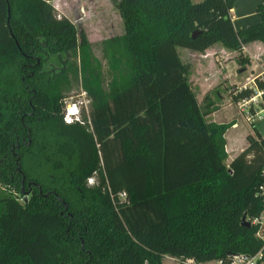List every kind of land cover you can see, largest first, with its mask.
I'll use <instances>...</instances> for the list:
<instances>
[{"label":"trees","instance_id":"1","mask_svg":"<svg viewBox=\"0 0 264 264\" xmlns=\"http://www.w3.org/2000/svg\"><path fill=\"white\" fill-rule=\"evenodd\" d=\"M53 1L0 0V264H165L167 256L184 264L258 253L264 135L254 125L229 159L230 126L205 122L218 106L210 94L203 105L191 100L178 48L204 53L220 43L246 71L243 47L264 43V2L262 21L237 31L236 0H119L124 33L104 42V88L87 35ZM63 53L79 57L96 133L84 110L82 120L64 121L73 65L46 68ZM257 90L263 107L261 76L230 96L240 103ZM130 118L133 136L124 135ZM113 142L122 161L107 171Z\"/></svg>","mask_w":264,"mask_h":264},{"label":"rangeland","instance_id":"2","mask_svg":"<svg viewBox=\"0 0 264 264\" xmlns=\"http://www.w3.org/2000/svg\"><path fill=\"white\" fill-rule=\"evenodd\" d=\"M118 1L119 0H54L52 3L56 8L59 17H67L74 24L77 31H83L87 35L91 43L92 53L102 65L104 88H107V84L111 79L105 55L104 42L112 37L119 36L124 33L123 21L117 9ZM192 1L196 3L200 0ZM179 52L184 64H188L190 66L185 78L186 87L192 96L191 100L198 105H203L202 99L205 97V93L214 89L209 94L211 95L213 102L218 106V109L214 113L205 117L206 123L219 124L221 122V124H228L230 128L234 123H238L240 125L239 129L241 130V136L237 138V142L239 144L235 150H238L242 146V142L244 141L242 134L246 131H250L252 133L254 132V125H259L260 132L264 133V112L262 115H259L261 116L260 119L258 115L255 116L251 113V108H256L258 112L260 111V107H257L258 103L257 106L256 104H247L242 106L240 104L243 103L242 101L240 103H235L232 101L230 96V92L234 89H240L244 86L249 87L251 84L250 79L259 74L260 67H256L251 71L247 69L248 71H244L242 73L237 72L236 69L237 67L239 68V65L236 64V59L232 56L229 57L227 61L223 62L224 57L222 54H218V59L215 60V65H212L205 60L204 62L201 61L203 62V65L198 66L200 61L197 52L185 48H179ZM66 59H69V63L73 65L74 71L73 69L70 70L71 73L68 74L66 81L67 86L65 87L67 89L63 90L65 95V108L71 103H77L80 107L79 118L82 120V110H84L91 128L96 133L97 129L94 126V122L92 120L93 118L91 119V105L82 89L79 69L77 70L79 67L78 55L73 56L68 53H63L61 59H57L55 56H49L46 68L50 67L58 71L62 68V64ZM258 62L263 64L264 56L260 57ZM223 65L225 68L224 70L222 68ZM216 91H220L222 93L221 99L217 97ZM158 104L164 105L166 104V101H161V103ZM111 108V110H114V107ZM143 116H146V114ZM106 117L107 116L103 113L101 117H98V121L103 120ZM140 118L141 117L133 119L136 122V120L138 121ZM135 131L132 119L130 118V124L128 128L125 129L124 135L133 136ZM230 133H227L226 139L229 142L228 152L231 156H233L236 151H232L230 148V140L232 138ZM105 152L107 154V161L104 160V166L105 169L109 171L111 169L112 162L115 163L122 161V152L117 142H113V144L108 146L107 149L105 148ZM87 184L89 186H96L98 184L97 176L94 175L90 178ZM1 192L2 190L0 188V193ZM163 262L165 264H179L175 258L168 256L164 258ZM210 264L214 263L212 262Z\"/></svg>","mask_w":264,"mask_h":264},{"label":"crops","instance_id":"3","mask_svg":"<svg viewBox=\"0 0 264 264\" xmlns=\"http://www.w3.org/2000/svg\"><path fill=\"white\" fill-rule=\"evenodd\" d=\"M200 1H202V0H200ZM263 2H264V0H236L235 1L234 5L231 9V17H232V22L234 24V27L237 31H243V30L247 29L248 27L259 24L262 21L261 15H260V13H258L257 9H258L259 5H261ZM178 51H179V48H178ZM243 53L245 55H247L251 61L250 65L247 66V69H249L251 71L252 69H255L256 67H260L259 74H257L254 78L250 79V82H251L250 86H254L255 78L261 76V74L264 73V63L260 64L258 62V59L260 60V57L264 56V43H262L260 41L248 43L247 45H245L243 47ZM218 54L223 55V57H224L223 62L227 61L229 59V57H232V56L237 61V57L239 56L238 52L230 51V50L226 49L222 44L218 43V44H215L214 46L210 47L209 49H207L204 53H198V55H199L198 58L200 61V64H198V66L203 65V62L205 60H207L212 65H215V60L218 59ZM201 61H203V62H201ZM223 62H222V64H223ZM236 64L238 65V62ZM222 68H223V70L225 69L224 65L222 66ZM247 69H246V71H248ZM236 70L238 72V67ZM226 78H227V76H226ZM233 83H235V82H233ZM244 87H247V86H244ZM213 90H209L208 92L205 93V95L211 93ZM217 92L219 93V96H217V97L219 99H221L222 93L220 91H217ZM257 107H259V105ZM254 109L256 110V108H254ZM219 124H221V122ZM239 127H240V125L238 123H234L232 125V127L230 129H228L226 132V135H227V133L231 132L230 136L232 138L230 140V143H231L230 148L232 151H236V152H234L233 156H231L229 154V152H228L229 142L226 139V141H227L226 149H227V152L229 154L230 160L233 157H235L238 153H240L243 149H245V147L247 146V141H246L247 136L249 134L254 135V132L252 133L250 131H246L244 134H242V137L244 138V141L242 142V146L238 150H235L239 144L237 142V138L241 136V130L239 129ZM256 128H257L259 133L264 135V133L260 132L259 125L256 126ZM226 135H225V137H227Z\"/></svg>","mask_w":264,"mask_h":264},{"label":"built area","instance_id":"4","mask_svg":"<svg viewBox=\"0 0 264 264\" xmlns=\"http://www.w3.org/2000/svg\"><path fill=\"white\" fill-rule=\"evenodd\" d=\"M261 78L264 80V73L261 74ZM262 91H256V94L250 98L249 100H244L242 101L243 103H240L242 106L243 105H247V104H256L257 103L259 105V103L262 101ZM79 105L77 103H71L70 105H68L65 108V113H64V121L67 124H72L76 121H80V109H79ZM264 112V106L260 108V111L258 112L256 110V113L254 114L255 116L258 115L259 119L261 118V116H259L260 114H262ZM121 197L125 198V194H121ZM252 223L254 225L258 226V231L256 233V236L263 241L264 243V211L261 213V215L259 217H256L253 219ZM263 256H264V245L263 248L256 253L255 255H248V254H244V253H240V254H234L232 256H230V258L226 261L223 260H214V261H209V262H205V263H198L193 259H187L184 264H210V263H214V264H264L263 261Z\"/></svg>","mask_w":264,"mask_h":264},{"label":"water","instance_id":"5","mask_svg":"<svg viewBox=\"0 0 264 264\" xmlns=\"http://www.w3.org/2000/svg\"><path fill=\"white\" fill-rule=\"evenodd\" d=\"M243 224L247 225V226H250V222L246 221L245 219L243 220Z\"/></svg>","mask_w":264,"mask_h":264},{"label":"flooded vegetation","instance_id":"6","mask_svg":"<svg viewBox=\"0 0 264 264\" xmlns=\"http://www.w3.org/2000/svg\"><path fill=\"white\" fill-rule=\"evenodd\" d=\"M66 208V207H65ZM67 209V208H66Z\"/></svg>","mask_w":264,"mask_h":264}]
</instances>
